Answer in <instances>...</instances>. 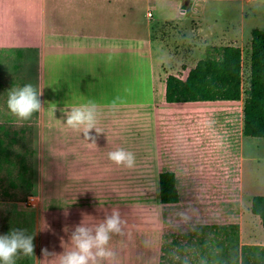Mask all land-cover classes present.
I'll list each match as a JSON object with an SVG mask.
<instances>
[{"label":"rangeland","instance_id":"1","mask_svg":"<svg viewBox=\"0 0 264 264\" xmlns=\"http://www.w3.org/2000/svg\"><path fill=\"white\" fill-rule=\"evenodd\" d=\"M190 5L167 43L166 72L192 66L213 47L233 45L242 50L247 87L251 32L264 30V0L183 1L184 10ZM169 8L154 11L152 25L161 16L175 15ZM194 17L200 19L189 25ZM182 37L183 48L176 49ZM8 94L0 90V99ZM242 103L133 107L134 117L121 118L125 128L119 145L135 155L131 169L112 163L111 169L75 171L67 181L62 173L54 175L61 169L40 168L29 174L31 188L11 184L1 172L0 235L27 229L35 245L28 264H59V256H44L42 250L62 254L71 246L75 226L98 224L115 209L124 221L122 233L113 235L109 245L117 264H212L201 242L207 233L197 230L205 225H238L241 245H264L260 219L250 212L252 197L264 195V138L242 135ZM32 118L22 126L28 128L23 148L29 154L36 137ZM164 171L176 175L175 204L159 201L158 176Z\"/></svg>","mask_w":264,"mask_h":264},{"label":"crops","instance_id":"2","mask_svg":"<svg viewBox=\"0 0 264 264\" xmlns=\"http://www.w3.org/2000/svg\"><path fill=\"white\" fill-rule=\"evenodd\" d=\"M183 1L0 0V90L8 94L33 84L43 103L31 121L36 137L34 152L29 154L23 148L28 128L10 114L8 95H1L0 135L9 153L1 157L0 173L4 171L13 185H32L29 174L40 168L61 169L54 175L62 173L67 181L75 171L111 169L108 153L119 148L121 128H125L121 118L134 117L133 107L158 110L164 104H182L165 101L166 78L181 75L182 67L172 74L165 67L167 43L174 40L171 34L183 25L193 6L184 10ZM169 4L175 15L161 16L152 25L153 12ZM183 42L182 37L175 48L182 49ZM89 101L97 106L101 132L90 133L97 136L95 146L65 123L74 107Z\"/></svg>","mask_w":264,"mask_h":264},{"label":"trees","instance_id":"3","mask_svg":"<svg viewBox=\"0 0 264 264\" xmlns=\"http://www.w3.org/2000/svg\"><path fill=\"white\" fill-rule=\"evenodd\" d=\"M182 70L180 77L168 75L166 78L167 103L242 100V135L264 138V30L254 29L251 32L249 74L245 88L242 50L237 46L213 47L194 67L182 66ZM8 146L0 135V170L1 157L9 153ZM158 190L161 204L179 201L174 172L159 174ZM250 212L260 219L264 229V195L252 197ZM197 230L207 233L201 242L212 264H264V245H241L238 225H205ZM195 233L193 231L189 235ZM18 264H28V258L24 256Z\"/></svg>","mask_w":264,"mask_h":264},{"label":"clouds","instance_id":"4","mask_svg":"<svg viewBox=\"0 0 264 264\" xmlns=\"http://www.w3.org/2000/svg\"><path fill=\"white\" fill-rule=\"evenodd\" d=\"M42 93H38L31 84L9 91L7 106L10 112L21 121H28L43 108ZM66 126L75 132L83 134V139L96 145L97 136L90 133L97 128V106L89 101L87 104L74 107L66 116ZM108 159L118 167L131 169L135 167L136 158L132 152L117 148L108 153ZM124 221L118 210L95 225L80 223L71 233V246L62 254L49 253L43 249L44 256H59V264H117L116 253L109 246L113 235L122 233ZM34 235L27 229L13 228L8 234L0 235V264H16L22 254L25 257L34 256Z\"/></svg>","mask_w":264,"mask_h":264},{"label":"built area","instance_id":"5","mask_svg":"<svg viewBox=\"0 0 264 264\" xmlns=\"http://www.w3.org/2000/svg\"><path fill=\"white\" fill-rule=\"evenodd\" d=\"M149 15H150V14H149ZM182 73H183V72H182ZM182 73H181V74H182ZM180 76H181V75H179V76H177V77H180ZM241 112H242V111H241Z\"/></svg>","mask_w":264,"mask_h":264}]
</instances>
